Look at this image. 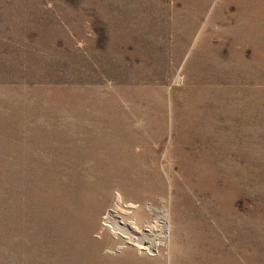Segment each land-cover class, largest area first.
I'll return each instance as SVG.
<instances>
[{
    "label": "rangeland",
    "instance_id": "obj_1",
    "mask_svg": "<svg viewBox=\"0 0 264 264\" xmlns=\"http://www.w3.org/2000/svg\"><path fill=\"white\" fill-rule=\"evenodd\" d=\"M118 198L138 227L159 226L144 208L169 210L160 251L101 231ZM0 243V264H264V1L0 0Z\"/></svg>",
    "mask_w": 264,
    "mask_h": 264
},
{
    "label": "bare ground",
    "instance_id": "obj_2",
    "mask_svg": "<svg viewBox=\"0 0 264 264\" xmlns=\"http://www.w3.org/2000/svg\"><path fill=\"white\" fill-rule=\"evenodd\" d=\"M263 1H264V0H263ZM241 2H242V1H241ZM243 2H244V1H243ZM231 3H232V2H231ZM252 3H253V2H252ZM250 4H251V3H250ZM241 5H243V4H241ZM256 5H257V4H256ZM231 6H232V5H231ZM251 6H253V5H251ZM254 6H255V5H254ZM249 7H250V5H249ZM257 7H258V6H257ZM243 9H244V7H243ZM243 9H242V10H243ZM257 9H258V8H257ZM257 9H256V10H257ZM249 10H250V9H249ZM252 10H254V9H252ZM247 11H248V10H247ZM247 11H246V12H247ZM254 11H255V10H254ZM254 11H253V13H254ZM240 12H241V10H240ZM243 12H244V10H243ZM256 12H258V11H256ZM241 13H242V12H241ZM247 13H249V12H247ZM247 13H246V14H247ZM253 13H252V14H253ZM259 13H260V12H259ZM113 14H114V13H113ZM250 14H251V13H250ZM250 14H249V16H250ZM241 15H242V14H241ZM253 15H254V14H253ZM242 16H243V15H242ZM249 16H248V17H249ZM243 22H244V21H243ZM247 22H248V21H247ZM249 22H250V21H249ZM112 23H113V22H112ZM176 24H177V23H176ZM247 24H248V23H247ZM250 28H251V27H250ZM252 30H253V29H252ZM241 32H242V30H241ZM245 32H246V30H245ZM252 33H253V32H252ZM244 34H245V33H244ZM243 36H244V35H243ZM248 36H249V35H248ZM249 38H250V37H249ZM254 38H255V37H254ZM236 39H237V36H236ZM251 40H252V39H251ZM28 41H29V40H28ZM259 41H260V40H259ZM26 42H27V39H26ZM248 42H249V40H248ZM254 42H255V41H254ZM110 43H111V42H110ZM112 43H113V42H112ZM249 43H250V42H249ZM258 43H259V42H258ZM258 43H257V44H258ZM254 44H255V43H254ZM251 45H253V44H251ZM258 45H259V44H258ZM260 46H261V44H260ZM260 46H259V47H260ZM254 47H255V46H254ZM261 47H262V46H261ZM255 48H256V47H255ZM109 49H110V48H109ZM261 49H262V48H261ZM244 52H245V51H244ZM112 53H113V52H112ZM243 55H244V54H243ZM258 55H259V54H258ZM255 56H256V55H255ZM255 58H256V57H255ZM259 58H260V57H259ZM110 59H111V58H110ZM119 61H120V60H119ZM118 66H120V65H118ZM135 68H137V67H135ZM135 71H136V70H135ZM121 74H122V73H121ZM118 76H119V75H118ZM118 79H119V77H118ZM149 82L152 83L151 81H149ZM143 84H144V83H143ZM118 86H119V85H118ZM150 86H151V84H150ZM116 87H117V86H116ZM119 87H120V86H119ZM125 87H126V86H125ZM121 88H122V87H121ZM117 89H118V88H117ZM117 89H116V90H117ZM128 89H129V88H128ZM147 89H148V88H147ZM135 90H136V89H135ZM137 91H138V90H137ZM138 92H139V91H138ZM117 94H118V92H117ZM132 95H133V94H132ZM115 98H116V97H115ZM111 99H112V98H111ZM113 99H114V98H113ZM123 99H124V98H123ZM121 100H122V99H121ZM131 100H132V99H131ZM145 100H146V99H145ZM118 101H119V100H118ZM122 101H123V100H122ZM128 101H129V100H128ZM111 102H112V101H111ZM111 102H110V103H111ZM116 102H117V101H116ZM107 103H109V102H107ZM114 103H115V102H114ZM126 103H127V102H126ZM120 104H121V103H120ZM133 104H134V103H133ZM105 106H106V105H105ZM108 106H109V105H108ZM111 106H112V103H111ZM111 106H109V107L112 108ZM130 106H131V105H130ZM101 107H102V106H101ZM103 107H104V106H103ZM113 107H114V106H113ZM151 107H152V106H151ZM106 108H108V107H106ZM110 108H109V109H110ZM116 108H117V107H116ZM101 109H102V108H101ZM121 109H122V107H121ZM103 110H105V109H103ZM111 111H112V110H111ZM114 111H115V110H114ZM114 111H112V112H114ZM115 112H117V110H116ZM119 112H121V111H119ZM104 113H105V112H104ZM101 114H102V113H101ZM105 114H106V113H105ZM114 114H115V113H114ZM121 114H122V113H121ZM90 115L93 116V114H90ZM103 115H104V114H103ZM111 115H112V114H111ZM99 116H100V115H99ZM101 116H102V115H101ZM116 116H117V115H116ZM89 117H90V116H89ZM113 117H114V116H113ZM120 117H121V116H120ZM96 118H97V117H96ZM109 118H110V117H109ZM89 119H90V118H89ZM98 119H99V118H98ZM101 120H103V119L101 118ZM107 120H109V119H107ZM113 120H114V118H113ZM116 120H117V119H116ZM92 121H93V120H92ZM103 121H105V120H103ZM103 121H102V123H103ZM99 122H100V121L98 120V123H99ZM116 122H117V121H116ZM132 122H133V121H132ZM94 123H95V122H94ZM92 124H93V123H92ZM106 124H107V123H106ZM93 125H94V124H93ZM122 125H123V124H122ZM78 126H79V125H78ZM82 126H85V125H82ZM97 126H98V125H97ZM42 127L44 128V126H42ZM45 127H46V126H45ZM64 127H65V126H64ZM69 127H70V126H69ZM74 127H75V126H74ZM91 127H92V126H91ZM93 127H95V125H94ZM105 127H106V126H105ZM116 127H117V126H116ZM118 127H119V126H118ZM62 128H63V127H62ZM67 128H68V126H67ZM76 128H77V127H76ZM79 128H80V127H79ZM81 128H82V127H81ZM98 128H99V127H98ZM98 128H97V129H98ZM41 129H42V128H41ZM49 129H50V128H49ZM56 129H57V128H56ZM69 129H70V128H69ZM77 129H78V128H77ZM90 129H92V128H90ZM47 130H48V129H47ZM50 130H51V129H50ZM50 130H49V132H50ZM60 130H61V129H60ZM60 130H59V131H60ZM65 130H66V129H65ZM93 130H94V129H93ZM98 130H99V129H98ZM98 130H97V132H98ZM109 130H110V129H109ZM42 131H43V130H42ZM59 131H58V132H59ZM69 131H70V130H69ZM74 131H75V130H74ZM74 131H73V132H74ZM77 131H78V130H77ZM82 131H83V129H82ZM87 131H88V130H87ZM99 131H100V130H99ZM135 131H136V130H135ZM37 132H38V130H37ZM39 132H40V131H39ZM44 132H45V131H44ZM55 132H56V131H55ZM58 132H57V134H58ZM61 132H62V131H61ZM78 132H79V131H78ZM93 132H94V131H93ZM29 133H30V132H29ZM42 133H43V132H42ZM64 133H65V131H64ZM79 133H80V132H79ZM81 133H83V132H81ZM85 133H86V132H85ZM85 133H84V134H85ZM98 133H99V132H98ZM101 133H102V132H101ZM104 133H105V132H104ZM106 133H107V132H106ZM119 133H120V132H119ZM134 133H136V132H134ZM33 134H34V133H33ZM45 134H46V133H45ZM65 134H66V133H65ZM65 134H64V135H65ZM68 134H69V133H68ZM70 134H73V133H70ZM74 134H75V133H74ZM36 135H38V134H36ZM53 135H54V134H53ZM78 135H79V134H78ZM80 135H81V134H80ZM89 135H91V134H89ZM95 135H96V132H95ZM104 135H105V134H104ZM136 135H137V134H135V136H136ZM38 136H39V135H38ZM44 136H45V135L43 134V137H44ZM46 136H51V135L48 134V135H46ZM62 136H63V135H62ZM72 136H73V135H72ZM87 136H88V135H87ZM92 136H94V135H92ZM98 136H99V134H98ZM98 136H97V137H98ZM137 136H138V135H137ZM51 137H52V136H51ZM56 137H57V136H56ZM63 137H65V136H63ZM69 137H71V135H69ZM77 137H78V136H77ZM79 137H80V136H79ZM83 137H84V136H83ZM83 137H80V138H83ZM89 137H90V136H89ZM94 137H95V136H94ZM140 137H141V136H140ZM28 138H29V137H28ZM45 138H47V137H45ZM48 138H49V137H48ZM58 138H59V137H58ZM60 138H61V135H60ZM84 138H86V137H84ZM84 138H83V139H84ZM87 138H88V137H87ZM92 138H93V137H92ZM98 138H99V137H98ZM109 138H110V137H109ZM29 139H30V138H29ZM32 139H33V138H31V140H32ZM39 139H40V138H39ZM55 139H57V138H55ZM69 139H71V138H68V140H69ZM78 139H79V138H78ZM78 139H77V140H78ZM105 139H106V138H105ZM105 139H104V141H105ZM137 139H138V138H137ZM156 139H157V138H156ZM26 140H27V139H26ZM45 140H46V139H45ZM64 140H66V139H64ZM74 140H76L75 137H74ZM101 140H102V139H101ZM138 140H139V139H138ZM140 140H141V139H140ZM24 141H25V140H24ZM33 141H34V140H33ZM46 141H47V140H46ZM53 141H54V140H53ZM55 141H56V140H55ZM59 141H60V140H59ZM59 141H58V142H59ZM62 141H63V139H62ZM71 141H72V140H71ZM71 141H68V144H69V142H71ZM106 141H107V140H106ZM27 142H28V141H27ZM31 142H32V141H31ZM40 142H41V141H40ZM50 142H51V141H50ZM66 142H67V141H66ZM66 142H65V143H66ZM25 143H26V142H25ZM36 143H37V141H36ZM36 143H35L36 146H38V145L40 144V143H37V144H38V145H37ZM63 143H64V142H63ZM49 144H50V143H49ZM57 144H58V143H57ZM59 144H60V143H59ZM68 144H67V145H68ZM109 144H110V143H109ZM25 145H26V144H25ZM46 145H47V144H46ZM46 145H45V146H46ZM74 145H75V144H74ZM126 145H127V144H126ZM23 146H24V145H23ZM30 146H31V145H30ZM84 146H85V145H84ZM134 146H135V145H134ZM26 147H27V146H26ZM32 147H33V146H32ZM39 147H40V146H39ZM43 147H44V146H43ZM50 147H51V146H50ZM50 147H49V148H50ZM62 147H63V146H62ZM74 147H75V146H74ZM82 147H83V146H82ZM24 148H25V147H24ZM36 148H37V147H36ZM49 148H48V149H49ZM57 148H58V147H57ZM66 148H69V149H70V148H72V147H71V145H70V147H67V146H66ZM80 148H81V147H80ZM26 149H27V148H26ZM28 149H30V147H28ZM37 149H38V148H37ZM37 149H36V150H37ZM41 149H42V147H41ZM43 149H44V148H43ZM48 149L46 148V150H48ZM59 149L61 150V148H59ZM69 149H68V150H69ZM74 149H75V148H74ZM77 149H78V148H76V150H77ZM82 149H83V148H82ZM86 149H87V148H86ZM132 149H133V148H132ZM64 150H65V149H64ZM66 150H67V149H66ZM125 150H126V149H125ZM22 151H23V148H22ZM26 151H27V150H26ZM28 151L30 152V150H28ZM38 151H39V150H38ZM49 151H50V150H49ZM79 151H80V150H79ZM82 151H83V150H82ZM111 151H112V149H111ZM146 151H147V150H146ZM23 152H24V151H23ZM33 152H34V149H33ZM41 152H44V151H41ZM41 152H39V154H40ZM60 152H61V151H60ZM66 152H68V151H66ZM70 152H71V151H70ZM72 152H73V151H72ZM72 152H71V153H72ZM77 152H78V150H77ZM83 152H84V151H83ZM83 152H82V153H83ZM85 152L87 153V151H85ZM91 152H92V151L90 150V153H91ZM30 153H31V152H30ZM35 153H36V152H35ZM35 153H34V154H35ZM48 153H50V152H48ZM51 153H52V151H51ZM55 153H56V152H55ZM68 153H69V152H68ZM71 153H69V154H71ZM74 153H75V152H74ZM92 153H93V152H92ZM141 153H142V152H141ZM141 153H140V154H141ZM145 153H147V152H145ZM179 153H180V152H179ZM181 153H182V152H181ZM59 154H60V153L58 152V156H59ZM61 154H63V153L61 152ZM61 154H60V155H61ZM84 154H85V153H84ZM84 154H83V155H84ZM140 154H139V155H140ZM197 154H198V153H197ZM35 155H36V154H35ZM35 155H34V156H35ZM45 155H46V154H45ZM45 155L43 154V156H45ZM48 155H50V154H48ZM51 155H54V153H52ZM64 155H65V154H64ZM75 155H76V154H75ZM91 155H92V154H91ZM28 156H30V155H28ZM39 156H40V155H39ZM46 156H47V155H46ZM46 156H45V158H46ZM66 156H67V155H66ZM68 156H69V155H68ZM73 156H74V155H73ZM140 156H141V155H140ZM181 156H182V155H181ZM25 157H26V156H25ZM40 157H41V156H40ZM48 157H49V156H48ZM71 157H72V156H71ZM83 157H84V156H83ZM88 157H89V156H88ZM90 157H91V156H90ZM99 157H100V156H99ZM133 157H134V154H133ZM145 157H146V156H145ZM32 158H33V157H32ZM41 158H42V157H41ZM45 158H44V159H45ZM50 158H51V157H50ZM53 158H55V157L53 156ZM57 158H58V157H57ZM59 158H60V157H59ZM78 158H79V156H78ZM78 158H77V159H78ZM86 158H87V155H86ZM93 158H94V157H93ZM102 158H103V157H102ZM141 158H142V157H141ZM141 158H140V159H141ZM148 158H149V157H148ZM26 159H27V158H26ZM30 159H31V158H30ZM42 159H43V158H42ZM42 159H40V160H42ZM65 159H66V158H65ZM69 159H70V157H69ZM71 159H73V158H71ZM80 159H81V158H80ZM84 159H85V157H84ZM91 159H92V158H91ZM95 159H96V157H95ZM95 159H94V160H95ZM104 159H106V158H104ZM133 159H135V158H133ZM137 159H138V158H137ZM143 159H144V158H143ZM27 160H28V159H27ZM36 160H37V159H36ZM46 160H47V159H46ZM48 160H49V158H48ZM52 160H54V159H52ZM61 160H62V159H61ZM87 160H88V159H87ZM97 160H98V159H97ZM122 160H123V158H122ZM135 160H136V159H135ZM28 161H29V160H28ZM37 161H38V160H37ZM54 161H55V160H54ZM58 161H59V160H58ZM64 161H65V160H64ZM69 161H71V160H69ZM72 161H73V160H72ZM74 161H76V160H74ZM88 161H89V160H88ZM99 161H100V160H99ZM143 161H144V160H143ZM42 162H43V161H42ZM60 162H61V161H60ZM66 162H67V160H66ZM66 162H64V163H66ZM79 162H80V161H79ZM97 162H98V161H97ZM138 162H139V161H138ZM152 162H154V161H152ZM54 163H55V162H54ZM61 163H62V162H61ZM67 163H68V162H67ZM87 163H88V162H87ZM103 163H105V162H103ZM103 163H102V165H103ZM121 163H122V162H121ZM126 163H127V162H126ZM126 163H125V164H126ZM27 164H28V163H27ZM34 164H35V163H34ZM42 164H43V163H42ZM47 164H48V163H47ZM49 164H50V161H49ZM51 164H52V162H51ZM69 164H70V163H69ZM72 164H74V163H72ZM96 164H97V163H96ZM109 164H110V163H109ZM109 164H108V165H109ZM118 164H119V163H118ZM136 164H137V163H136ZM145 164H146V162H145ZM161 164H162V163H161ZM31 165H32V163H31ZM31 165H30V166H31ZM58 165H59V164H58ZM60 165H61V164H60ZM62 165H64V164H62ZM90 165H91V164H90ZM94 165H95V162H94ZM111 165H112V164H111ZM122 165H123V164H122ZM133 165H134V164H133ZM146 165H147V164H146ZM27 166H28V165H27ZM35 166H36V164H35ZM43 166H44V165H43ZM55 166H56V165H55ZM67 166H68V165H67ZM80 166H82V165H80ZM80 166H78V167H80ZM83 166H84V164H83ZM87 166H88V165H87ZM95 166H96V165H95ZM113 166H115V165H113ZM123 166H124V165H123ZM127 166H128V165H127ZM32 167H33V165H32ZM51 167H52V165L50 166V168H51ZM57 167H58V166H57ZM57 167L55 168V170L57 169ZM59 167H60V166H59ZM64 167H65V166H64ZM97 167H98V166H97ZM105 167H106V166H105ZM118 167H121V166L119 165ZM124 167H125V166H124ZM124 167H123V168H124ZM128 167H129V166H128ZM148 167H149V166H148ZM50 168H49V169H50ZM61 168H62V167H61ZM61 168H60V169H61ZM71 168H72V167H71ZM73 168H75L74 165H73ZM93 168H95V167H93ZM99 168H101V166H100ZM106 168H107V167H106ZM111 168H112V167H111ZM132 168H133V167H132ZM163 168H164V167H163ZM34 169H36V168H34ZM38 169H39V168H38ZM41 169H42V168H41ZM41 169H40V170H41ZM63 169H64V168H63ZM75 169H76V168H75ZM86 169H87V168H86ZM101 169H102V168H101ZM104 169H105V168H104ZM109 169H110V167H109ZM146 169H147V168H146ZM29 170H30V168H29ZM64 170H65V169H64ZM64 170H63V172H64ZM77 170H78V169H77ZM61 171H62V170H61ZM69 171H70V169H69ZM69 171H68V172H69ZM74 171H76V170H74ZM80 171H81V170H80ZM91 171H92V170H91ZM120 171H121V170H120ZM120 171H119V172H120ZM134 171H136V170H134ZM138 171H139V170H138ZM140 171H141V170H140ZM140 171H139V172H140ZM155 171H156V170H155ZM164 171H165V169H164ZM40 172H41V171H40ZM42 172H44V171H42ZM45 172H46V171H45ZM45 172H44V173H45ZM51 172H53V171H51ZM55 172H56V171H55ZM66 172H67V171H66ZM71 172H72V171H71ZM78 172H79V170H78ZM97 172H98V171H97ZM99 172H100V171H99ZM119 172H118V173H119ZM123 172H124V171H123ZM143 172H144V171H143ZM143 172H140V174H141V173H142V174H145L147 171H146L145 173H143ZM151 172H152V171H151ZM157 172H158V171H157ZM179 172H180V170H179ZM38 173H39V172H38ZM44 173H43V174H44ZM53 173H54V172H53ZM53 173H52V174H53ZM58 173H59V172H58ZM93 173H95V172H93ZM120 173H121V172H120ZM125 173H126V172H125ZM167 173H168V172H167ZM35 174H36V173H35ZM45 174H47V173H45ZM62 174H63V173H62ZM69 174H70V173H69ZM69 174H68V175L66 174V176H69ZM74 174H75V173H74ZM77 174H79V173H77ZM77 174H75L76 177H77ZM82 174H83V173H82ZM82 174H80L79 176H81ZM95 174H96V173H95ZM121 174H122V173H121ZM38 175H39V174H38ZM70 175H71V174H70ZM83 175H84V174H83ZM86 175H88V174H86V172H85V176H86ZM117 175H118V174H117ZM122 175H124V174H122ZM122 175H121V177H122ZM127 175H129V174H127ZM133 175H134V174H133ZM148 175H149V174H148ZM150 175H151V173H150ZM160 175H161V174H160ZM178 175H179V174H178ZM180 175H181L180 177L183 176V174H181V173H180ZM40 176H41V175H40ZM43 176H44V175H43ZM56 176H57V175H56ZM64 176H65V175H64ZM66 176H65V177H66ZM85 176H84V177H85ZM124 176H126V175H124ZM153 176L155 177V175H153ZM167 176H169V175H167ZM174 176H176V174H175ZM36 177H37V176H36ZM45 177H46V176H45ZM49 177H50V176H49ZM49 177H47V178H49ZM82 177H83V176H82ZM99 177H100V176H99ZM118 177H119V176H118ZM149 177H150V176H149ZM157 177H158L157 179H159V174H158ZM160 177H161V176H160ZM66 178H67V177H66ZM66 178H65V179L63 178L65 182H66ZM70 178H71V176H70ZM73 178H74V177H73ZM78 178H79V177H78ZM86 178H87V177H86ZM90 178H91V177H90ZM90 178H89V179H90ZM139 178H140V177H139ZM143 178H144V177H143ZM162 178H163V177H162ZM167 178H168V177H167ZM174 178H176V177H174ZM49 179H50V178H49ZM55 179H56V178H55ZM68 179H69V178H68ZM71 179H72V178H71ZM121 179H122V178H121ZM123 179H124V178H123ZM141 179H142V178H141ZM151 179H152V178H151ZM178 179H179V178H178ZM181 179H182V178H181ZM39 180H40V179H39ZM52 180H53V176H52ZM58 180H59V178L57 179V181H58ZM74 180H75V179H74ZM76 180H77V179H76ZM78 180H79V179H78ZM78 180H77V181H78ZM81 180H82V179H81ZM81 180H80V181H81ZM147 180H148V179H147ZM147 180H146V181H147ZM165 180H166V179H165ZM169 180H170V179H169ZM55 181H56V180H55ZM55 181H54V183H55ZM60 181H61V180H60ZM142 181H143V180H142ZM151 181H152V180H151ZM156 181H157V180H156ZM180 181H181V180H180ZM180 181H177V180H176V182H180ZM38 182H39V181H38ZM44 182H45V180H44ZM44 182H42V183H44ZM51 182H52V181H51ZM73 182H74V181H73ZM84 182H85V180H84ZM148 182H149V181H148ZM152 182H154V181H152ZM152 182H151V183H152ZM162 182H163V181H162ZM181 182H182V181H181ZM181 182H180V183H181ZM35 183H37V181H36ZM45 183H47V182H45ZM49 183H50V182H49ZM62 183H63V186H64V182H62ZM74 183H75V182H74ZM77 183H78V182H77ZM86 183H87V182H86ZM122 183H123V182H122ZM156 183H157V182H156ZM158 183H159V182H158ZM50 184H51V183H50ZM57 184H58V183H57ZM70 184H71V183H70ZM78 184L81 185V182L78 183ZM82 184H83V183H82ZM117 184H119V183H117ZM120 184H121V183H120ZM123 184H124V183H123ZM123 184H121V185H123ZM126 184H127V183H126ZM143 184H144V183H143ZM146 184H147V183H146ZM149 184H150V183H149ZM153 184H154V183H153ZM177 184L179 185V183H177ZM20 185H21V184H20ZM71 185H72V184H71ZM71 185H70V186H71ZM73 185H74V184H73ZM86 185H87V184H86ZM141 185H142V184H141ZM150 185H151V184H150ZM157 185H158V184H157ZM157 185H156V187H157ZM159 185H160V184H159ZM159 185H158V186H159ZM39 186H40V182H39ZM89 186H90V185H89ZM92 186H93V185H92ZM115 186H116V185H115ZM125 186H127V185H125ZM144 186H145V185H144ZM151 186H153V185H151ZM171 186H172V185H171ZM173 186H174V185H173ZM176 186H177V185H176ZM16 187H17V186H16ZM60 187H61V186H60ZM65 187H66V186H65ZM75 187H76V186H75ZM86 187H87V186H86ZM93 187H94V186H93ZM95 187H96V186H95ZM116 187H117V186H116ZM145 187H146V186H145ZM147 187H148V185H147ZM153 187H154V186H153ZM160 187H161V186H160ZM178 187H179V186H178ZM180 187H182V186H180ZM180 187H179V188H180ZM24 188H25V187H24ZM68 188H69V187H68ZM77 188H78V187H77ZM90 188H91V187H90ZM120 188H121V187H120ZM127 188H128V187H127ZM150 188H151V187H150ZM150 188H148V189H150ZM154 188H155V187H154ZM157 188H158V187H157ZM171 188H172V187H171ZM173 188H174V187H173ZM20 189H21V188H20ZM58 189H59V188H58ZM65 189H67V188H65ZM84 189H85V188H84ZM86 189L89 190V188H86ZM86 189H85V190H86ZM94 189H95V188H94ZM115 189H116V188H115ZM123 189H124V188H123ZM123 189H121V190H123ZM158 189H159V188H158ZM158 189H157V190H158ZM160 189H161V188H160ZM175 189H176V188H175ZM181 189H183V188H181ZM181 189H180V190H181ZM55 190H56V189H55ZM67 190H68V189H67ZM69 190H70V189H69ZM71 190H72V187H71ZM117 190H118V188H117ZM121 190H120V191H121ZM152 190H153V189H152ZM8 191H9V188H8ZM25 191H26V190H25ZM56 191H58V190H56ZM59 191H60V190H59ZM65 191H66V190H65ZM73 191H76V190H73ZM73 191H72V192H73ZM93 191H94V190H93ZM93 191H92V192H93ZM113 191H114V190H113ZM113 191H112V192H113ZM153 191H154L155 193H157L156 190H153ZM158 191H159V190H158ZM176 191H177V190H176ZM67 192H68V191H67ZM77 192H78V191H77ZM95 192H96V191H95ZM95 192H94V193H95ZM98 192H99V191H98ZM112 192H111V193H112ZM125 192H126V191H125ZM138 192H139V190H138ZM142 192H143V191H142ZM150 192H151V191H150ZM154 192H151V193H154ZM182 192H183V191H182ZM9 193H10V195H11V192H8V194H9ZM13 193H14V191H13ZM55 193H56V192H55ZM62 193H63V192H62ZM68 193H69V192H68ZM113 193H114V192H113ZM121 193H122V192H121ZM135 193H136V192H135ZM8 194H7V195H8ZM53 194H54V193H53ZM58 194H59V193H58ZM58 194H57V195H58ZM60 194H61V193H60ZM72 194H73V193H72ZM79 194H80V193H79ZM92 194H93V193H92ZM99 194H100V193H99ZM106 194H107V193H106ZM123 194H124V193H123ZM143 194H144V193H143ZM148 194H149V193H148ZM148 194H147V195H148ZM159 194H160V193H159ZM161 194H162V193H161ZM176 194H177V193H176ZM176 194H175V195H176ZM179 194H180V193H179ZM179 194H178V195H179ZM65 195H66V194H65ZM65 195H64V196H65ZM67 195H68V194H67ZM75 195H76V192H75ZM75 195H73V196L75 197ZM88 195H89V193H88ZM136 195H137V194H136ZM140 195H141V194H140ZM149 195H150V194H149ZM155 195H156V194H155ZM163 195H164V194H163ZM165 195H166V194H165ZM165 195H164V196H165ZM171 195H172V194H171ZM175 195H172V196H175ZM183 195H184V194H183ZM15 196H16V195H15ZM59 196H60V195H59ZM70 196H71V195H70ZM70 196H68V197H70ZM79 196L83 197L82 195H79ZM93 196H94V195H93ZM113 196H114V195H113ZM118 196H119V194H118ZM127 196H131V195H126V197H127ZM142 196L144 197V195H142ZM160 196H161V195H160ZM172 196H170V197H172ZM180 196H181V195H179V197H180ZM9 197H10V196H9ZM61 197H62V196H61ZM74 197H73V198H74ZM77 197H78V196H77ZM84 197H85V196H84ZM88 197H89V196H88ZM91 197H92V195H91ZM98 197H99V196H98ZM124 197H125V195H124ZM131 197L133 198V196H131ZM154 197H155V196H154ZM157 197H158V193H157ZM167 197H168V195H167ZM176 197H177V196H176ZM53 198H54V197H53ZM63 198H64V197H63ZM70 198H71V197H70ZM95 198H96V197L94 196V199H95ZM119 198H120V197H119ZM119 198H118L117 201H116V202H118V204L116 205V203H115L114 205H116V206H115L114 208L109 209L105 214L103 213L104 216H103V218H102L101 231H102V232H106V233H108V236L110 235V236H112L115 240H118V241H119V244H117L118 246H114V247H118V249H121V247H124L125 245H135V246H137L138 250L143 251V252H146V253H149V254H152V255H153V253L158 252V249H159V251H160V248H158L159 245H158V243H156V242H157L156 240H158V241L162 240L161 238L163 237L164 233H165L166 231L168 232L167 229H169V217H170V216H168V212H169V210H168L167 207H166L167 205H164V206L166 207L167 210H165L164 208H163L162 210H158L157 208L149 207V206H148L149 208H144V212H147V213H149V214H150L151 212H155V213L158 214V217L156 218V220H157L159 226H158L157 228H156V225H155V227H153V226L151 225V224H153V223H151L152 220H150V221H146V222H145V223H146L145 225H143L142 227H140V226L138 227L135 223L129 222V221L125 218V213H126L128 210H127V208H126V212L124 213V211L122 210V208H120L121 206H119V203H120V199H119ZM149 198H150V197H149ZM149 198H148V199H149ZM151 198H152V197H151ZM163 198L165 199L166 197H163ZM183 198H184V196H183ZM79 199H80V198H79ZM92 199H93V197H92ZM96 199H97V198H96ZM113 199H114V198H113ZM129 199H130V197H129ZM142 199H143V198H142ZM155 199H156V198H155ZM161 199H162V198H161ZM161 199H160V200H161ZM14 200H15V199H14ZM68 200H69V198H68ZM68 200H67V201H68ZM80 200H81V199H80ZM80 200H79V201H80ZM84 200H85V199H84ZM98 200H99V199H98ZM134 200H135V199H134ZM134 200H133V201H134ZM136 200L138 201V197H137ZM143 200H144V199H143ZM145 200H146V199H145ZM149 200H150V199H149ZM156 200H157V199H156ZM172 200H173V199H172ZM175 200H176V199L174 198V202H175ZM179 200H181V199L179 198ZM179 200H178V201H179ZM56 201H57V200H56ZM63 201H64V200L62 199V202H63ZM67 201H66V202H67ZM75 201H76V198H75ZM81 201H82V200H81ZM101 201H102V200H101ZM125 201H126V199H125ZM139 201H140V200H139ZM141 201H142V200H141ZM150 201H153V200H150ZM150 201H149V202H150ZM154 201H155V200H154ZM164 201H165V200H164ZM182 201H183V200H182ZM6 202H7V201H6ZM10 202H11V201H10ZM57 202H58V201H57ZM57 202H56V203H57ZM68 202H69V201H68ZM76 202H77V201H76ZM97 202H98V201H97ZM103 202H104V201H103ZM129 202H130V201H129ZM145 202H146V201H145ZM156 202H157V201H156ZM54 203H55V202H54ZM63 203H64V202H63ZM73 203H74V202H73ZM82 203H83V202H82ZM98 203H99V202H98ZM98 203H97V204H98ZM137 203H138V202H137ZM137 203H136V204H137ZM140 203H141V202H140ZM154 203H155V202H154ZM168 203H169V202H168ZM168 203H167V204H168ZM9 204H11V203H9ZM15 204H16V203H14L13 205H15ZM58 204H59V203H58ZM69 204H70V203H69ZM71 204H72V203H71ZM79 204H80V203H79ZM88 204H89V203L87 202V205H88ZM92 204H93V202H92ZM92 204H91V205H92ZM97 204H94V205H96V208H97ZM99 204H100V203H99ZM107 204H108V203H107ZM155 204H157V203H155ZM158 204H159V203H158ZM179 204H180V203H179ZM182 204H183V203H182ZM59 205H60V204H59ZM65 205H66V204H64V206H65ZM73 205H74V204H73ZM75 205H76V204H75ZM75 205H74V206H75ZM80 205H81V204H80ZM80 205H79V206H80ZM82 205H83V204H82ZM87 205H85V207H86ZM103 205H104V204H103ZM125 205H126V204H125ZM137 205H138V204H137ZM149 205H150V204H149ZM9 206H10V205H9ZM9 206H8V207H9ZM55 206H56V205H55ZM64 206H63V207H64ZM68 206H69V205H67V207H68ZM88 206H89V205H88ZM92 206H93V205H92ZM133 206H134V207H133ZM133 206H131V205L128 206V209H130L131 211L137 209V207H135V205H133ZM146 206H147V205H146ZM164 206H163V207H164ZM178 206H179V205H178ZM8 207H7V208H8ZM13 207H14V206H13ZM61 207H62V206H61ZM65 207H66V206H65ZM65 207H64V209H65ZM67 207H66V208H67ZM76 207H77V206H76ZM93 207H94V206H93ZM102 207H103V206H102ZM112 207H113V206H112ZM155 207H156V206H155ZM171 207H172V206H171ZM176 207H177V206H176ZM16 208H17V207H16ZM38 208H39V207H38ZM71 208H73V207H71ZM83 208H84V207H83ZM98 208H99V206H98ZM8 209H9V208H8ZM8 209H7V210H8ZM55 209H56V208H55ZM78 209H79V207H78ZM100 209H101V208H100ZM100 209H99V210H100ZM103 209H104V208H103ZM139 209H140V208H139ZM173 209H174V208H173ZM10 210H11V209H10ZM14 210H15V209H14ZM39 210H40V209H39ZM62 210H63V209H62ZM69 210H70V208H69ZM72 210H74V209H72ZM99 210H98V211H99ZM124 210H125V209H124ZM179 210H180V209H179ZM179 210H178V211H179ZM12 211H13V210H12ZM40 211H41V210H40ZM56 211H57V210H56ZM63 211H64V210H63ZM76 211H77V210H76ZM80 211H81V210H80ZM84 211H85V210H83V212H84ZM96 211H97V210H96ZM98 211H97V212H98ZM102 211H103V210H102ZM138 211H139V210H138ZM167 211H168V212H167ZM172 211H173V210H172ZM172 211H171V212H172ZM174 211H175V210H174ZM183 211H184V209H183ZM183 211H182V212H183ZM59 212H60V211H59ZM77 212H78V211H77ZM83 212H82V213H83ZM86 212H87V211H86ZM86 212H85V213H86ZM99 212H100V211H99ZM180 212H181V211H180ZM14 213H15V211H14ZM14 213H13V214H14ZM28 213H29V212H28ZM39 213H40V212H38V214H39ZM52 213H53V212H52ZM60 213H61V212H60ZM64 213H66V212H64ZM68 213H70V212H68ZM72 213H73V212H72ZM75 213H76V212H75ZM80 213H81V212H80ZM80 213H79V214H80ZM88 213H89V212H88ZM100 213H101V212H100ZM129 213H130V212H129ZM184 213H185V212H184ZM9 214H10V213H9ZM54 214H55V213H54ZM54 214H53V215H54ZM57 214H58V213H57ZM90 214H92V213L90 212ZM93 214H94V213H93ZM175 214H176V213H175ZM175 214H174V212H173V215H175ZM180 214H181V213H180ZM36 215H37V213H36ZM65 215H67V214H65ZM74 215H76V214H74ZM77 215H78V214H77ZM85 215H86V214H85ZM85 215H84V216L80 215V216L85 217ZM128 215H129V214H128ZM128 215H127V216H128ZM181 215H182V214H181ZM14 216H15V215H14ZM38 216H40V215H38ZM57 216H58V215H57ZM67 216H68V215H67ZM182 216H183V215H182ZM10 217H11V215H10ZM30 217H31V216H30ZM36 217H37V216H36ZM36 217H35V220H36ZM61 217H62V215H61ZM61 217H60V218H61ZM63 217H64V216H63ZM69 217H70V216H69ZM72 217H73V216H72ZM74 217H75V216H74ZM87 217H88V215L86 216V219H87ZM175 217L177 218L178 216L175 215ZM7 218H8V217H7ZM15 218H16V216H15ZM75 218H76V217H75ZM77 218H78V216H77ZM90 218L92 219V217H90ZM94 218H95V217H94ZM94 218H93L92 220H94ZM154 218H155V217H154ZM180 218H181V217H180ZM180 218L178 217V219H180ZM184 218H185V217H184ZM8 219H9V218H8ZM8 219H7V220H8ZM79 219H80V218H79ZM91 219H90V220H91ZM129 219H130V218H129ZM151 219H152V218H151ZM43 220H44V219H43ZM54 220H55V219H54ZM60 220H61V219H60ZM66 220H68L67 217H66ZM70 220H71V219H70ZM70 220H69V222H70ZM76 220H77V219H76ZM183 220H184V219H183ZM36 221H37V220H36ZM55 221H56V220H55ZM64 221H65V219H64ZM71 221H73V220H71ZM82 221H85V220L83 219ZM82 221H81V222H82ZM88 221H89V219H88ZM153 221H154V220H153ZM11 222H12V221H11ZM11 222H10V223H11ZM14 222H15V221H14ZM14 222H13V223H14ZM74 222H76V221H74ZM78 222H79V221H78ZM86 222H87V221H86ZM97 222H98V221H97ZM143 222H144V221H143ZM172 222H173V221H172ZM184 222H185V221H184ZM7 223H8V222H7ZM39 223H40V222H39ZM56 223H57V222H56ZM58 223H60V222H58ZM84 223H85V222H84ZM84 223H83V224H84ZM89 223H90V222H89ZM41 224H43V223H41ZM63 224H65V223H63ZM72 224H73V223H72ZM72 224L69 225V227H70V226L72 227ZM85 224H87V223H85ZM90 224H91V223H90ZM90 224H89V225H90ZM93 224H94V223H93ZM93 224H92V225H93ZM95 224H96V223H95ZM140 224H141V223H140ZM174 224H175V223H174ZM183 224H185V223H183ZM11 225H12V224H11ZM19 225H20V224H19ZM61 225H62V223H61ZM76 225H77V224H76ZM80 225H81V224H80ZM80 225H79V226H80ZM97 225H98V224H97ZM138 225H139V224H138ZM141 225H142V224H141ZM172 225H173V224H172ZM20 226H21V225H20ZM41 226H42V225H41ZM58 226H59V225H58ZM66 226H67V225H66ZM66 226H64V227H66ZM74 226H75V224H74ZM83 226H84V225H83ZM98 226H99V225H98ZM173 226H174V225H173ZM181 226H182V225H181ZM10 227H12V226H10ZM36 227H37V226H36ZM39 227H40V226H39ZM45 227H46V226H45ZM48 227H49V226H48ZM76 227H77V226H76ZM92 227H93V226H92ZM94 227H96V226H94ZM94 227H93V228H94ZM176 227H177V226H176ZM182 227H183V226H182ZM20 228H21V227H20ZM46 228H47V227H46ZM56 228H57V227L55 226V230L57 231ZM72 228H73V227H72ZM72 228H71V229H72ZM78 228H79V227H78ZM177 228H178V227H177ZM17 229H18V228H17ZM24 229H26V227H25ZM42 229H43V228H42ZM47 229H48V228H47ZM49 229H50V227H49ZM49 229H48V230H49ZM59 229H62V228L60 227ZM66 229H67V228H66ZM74 229H76V231H77V228H74ZM84 229H85V226H84ZM84 229H83V230H84ZM88 229H89V227H88ZM94 229H95V228H94ZM10 230H11V229H10ZM44 230H45V229H44ZM44 230H43V231H44ZM48 230H47L46 232H48ZM55 230H54V231H55ZM83 230H82V233H85ZM90 230H91V228H90ZM92 230H93V229H92ZM172 230H173V229H172ZM178 230H179V228H178ZM67 231H69V230H67ZM74 231H75V230H74ZM74 231L72 230V233H73ZM79 231H80V230H79ZM180 231H182V230H180ZM11 232H12V231H11ZM14 232H16V230H15ZM17 232H18V231H17ZM21 232H22V230H21ZM37 232H39V231L37 230ZM44 232H45V231H44ZM59 232H60V231H59ZM86 232H87V231H86ZM92 232H93V231H92ZM102 232H101V233H102ZM172 232H173V231H172ZM27 233L29 234V229H28V232H27ZM51 233H52V232H51ZM54 233H55V232H54ZM67 233H68V232H66L65 234H67ZM77 233H78V232H77ZM93 233H94V232H93ZM173 233H174V232H173ZM21 234H22V233H21ZM38 234H39V233H38ZM40 234H41V232H40ZM49 234H50V233H49ZM57 234H58V233H57ZM57 234H56V235H57ZM63 234H64V232H63ZM70 234H71V232H70ZM78 234H79V233H78ZM86 234H87V233H86ZM86 234H85V235H86ZM90 234H91V233H90ZM95 234H96V232H95ZM10 235H11V234H10ZM12 235H14V234H12ZM16 235H17V233H16ZM16 235H15V236H16ZM24 235H25V234H24ZM47 235H48V234H47ZM67 235L69 236V234H67ZM71 235H73V234H71ZM81 235H82V234H81ZM87 235H88V234H87ZM100 235H101V234H100ZM100 235L98 234L99 237H100ZM103 235H104V234H103ZM165 235H167V234H165ZM171 235H173V234L171 233ZM17 236L19 237V235H17ZM20 236H21V238H22V235H20ZM30 236H31V235H30ZM40 236H41V235H40ZM43 236H45V234H44ZM53 236H54V235H53ZM61 236H62V235H61ZM63 236H64V235H63ZM73 236H74V235H73ZM76 236H80V235H76ZM83 236H84V234H83ZM89 236H90V235H89ZM106 236H107V234H106ZM161 236H162V237H161ZM167 236H168V235H167ZM3 237H4V236H3ZM18 237H15V238L17 239ZM47 237L50 238L49 236H46V239H47ZM66 237H67V236H66ZM71 237H72V236H71ZM86 237H87V236H86ZM165 237H166V236H165ZM171 237H172V236H171ZM11 238H12V236H11ZM13 238H14V237H13ZM28 238H29V237L27 236V239H28ZM38 238H39V237H38ZM52 238H54V237H52ZM58 238H59V235H58ZM58 238H56V239L58 240ZM63 238H64V237H63ZM73 238H75V237H73ZM79 238H80V237H79ZM82 238H83V237H82ZM89 238H90V237H89ZM89 238L87 237L88 241L90 240ZM92 238H93V237H92ZM97 238H98V237H97ZM109 238H110V237H109ZM166 238H167V237H166ZM22 239H24V238H22ZM25 239H26V238H25ZM39 239H40V238H39ZM43 239H44V238H43ZM50 239H51V238H50ZM50 239H49V240H50ZM77 239H78V238H77ZM80 239H81V238H80ZM111 239H112V238H111ZM163 239H164V237H163ZM28 240H29V239H28ZM36 240H37V238H36ZM57 240H56V241H57ZM69 240H70V239H69ZM73 240H74V239H73ZM98 240H99V239H98ZM108 240H109V239H108ZM165 240H166V239H165ZM169 240H170V239H169ZM8 241H9V240H8ZM11 241H13V240H11ZM14 241H15V240H14ZM30 241H32V240H30ZM38 241H41V242H42V240H38ZM45 241H47V240H45ZM54 241H55V240H54ZM56 241H55V243H56ZM59 241H60V239H59ZM59 241H58V242H59ZM74 241H75V240H74ZM78 241H79V240H78ZM86 241H87V240H86ZM101 241H102V240H101ZM106 241H107V240H106ZM106 241H105L104 243H107ZM118 241H117V242H118ZM155 241H156V242H155ZM9 242H10V241H9ZM19 242H20V241H19ZM23 242H25V241L23 240ZM28 242H29V241H27V243H28ZM50 242H51V241H50ZM58 242H57V243H58ZM60 242H61V241H60ZM63 242H64V241H63ZM69 242H70V241H69ZM69 242H68V243H69ZM80 242H81V241H80ZM83 242H84V241H83ZM92 242H93V241L91 240L89 243L91 244ZM98 242H100V241H97V243H98ZM165 242L167 243L168 241H165ZM10 243H11V242H10ZM13 243H14V242H13ZM17 243H18V242H16V244H17ZM27 243H26V244H27ZM35 243H36V242H35ZM47 243H48V241L46 242V244H47ZM61 243H62V242H61ZM61 243H60L59 245H62V244H63V243H62V244H61ZM68 243H66V244H68ZM113 243H116V242H113ZM0 244H1V243H0ZM7 244H8V242H7ZM22 244H23V243H22ZM22 244H20V246H23ZM32 244H33V243H32ZM36 244H37V243H36ZM40 244H41V243H40ZM43 244H44V243H43ZM46 244H45V245H46ZM51 244H53V243H51ZM66 244H65V246H67ZM70 244H71V243H70ZM70 244H69V245H70ZM72 244H73V241H72ZM76 244H78V243H76ZM76 244H75V245H76ZM79 244H80V243H79ZM100 244H101V243H100ZM162 244H163V243H162ZM14 245H15V244H13V246H14ZM27 245H28V244H27ZM38 245H39V244H37V246H38ZM85 245H86V244H85ZM91 245L94 246V244H91ZM102 245H103V243H102ZM166 245H168V244H166ZM54 246H55V245H54ZM73 246H74V245H73ZM73 246H72V247H73ZM78 246H79V245H78ZM78 246H77V247H78ZM80 246H81V245H80ZM89 246H90V245H89ZM93 246H92V247H93ZM108 246H109V244H108ZM108 246H107L106 248H108ZM11 247H12V246H11ZM24 247H25V246H24ZM26 247H27V246H26ZM26 247H25V250H26ZM38 247H40V245H39ZM41 247H42V246H41ZM58 247H59V246H58ZM74 247H75V246H74ZM74 247H73V248H74ZM86 247H87V246H86ZM100 247H101V246H100ZM160 247H161V245H160ZM53 248H54V247H53ZM61 248H62V247H61ZM78 248H79V247H78ZM89 248H90V247H89ZM102 248H104V247H102ZM102 248H101V250H102ZM111 248H112V247H111ZM111 248H110V249H111ZM11 249H12V248H11ZM14 249H15V248H14ZM21 249H22V248H21ZM28 249H29V247H28ZM35 249H36V248H35ZM37 249H38V248H37ZM37 249H36V250H37ZM40 249H41V248H40ZM49 249H50V248H49ZM56 249H59V248H56ZM63 249H64V248H63ZM81 249H82V248H81ZM81 249H79V250H81ZM125 249H126V248H125ZM162 249H163V247H162ZM165 249H166V248H165ZM9 250H10V249H9ZM9 250H6L5 252H7V251H9ZM22 250H23V249H22ZM22 250H21V251H22ZM38 250H39V249H38ZM64 250H65V249H64ZM64 250H63V251H64ZM68 250H69V249H68ZM75 250H77V248H75L74 251H75ZM83 250H84V249H83ZM87 250H88V249H87ZM93 250H94V249H93ZM107 250H109V249H107ZM129 250H131V248H130ZM13 251H14V250H13ZM13 251H11V252H13ZM27 251H28V250H27ZM27 251H26V252H27ZM41 251H42V250H41ZM47 251H48V250H47ZM55 251H56V250H55ZM81 251H82V250H81ZM90 251H91V249H89L88 252H90ZM99 251H100V249H99ZM115 251H116V250H115ZM118 251H119V250H118ZM118 251H117V252H118ZM131 251H132V250H131ZM165 251H166V250H165ZM165 251H164V252H165ZM16 252H18V251H16ZM23 252H24V251H23ZM26 252H25V253H26ZM29 252H30V251H29ZM31 252H32V251H31ZM57 252H58V251H57ZM65 252H66V251H65ZM71 252H72V251H71ZM88 252H87V253H88ZM106 252H108V251H106ZM128 252H129V251H128ZM132 252L134 253V250H133ZM161 252H163V251H161ZM21 253H22V252H21ZM33 253H35V252L33 251ZM41 253H42V252H41ZM49 253L51 254V251H50V250H49V252L47 253V255H48ZM72 253H73V252H72ZM75 253H76V251H75ZM75 253H74V254H75ZM91 253H92V251L90 252V254H91ZM100 253H101V252H100ZM108 253H109V252H108ZM112 253H113V252H112ZM129 253H130V252H129ZM133 253H131V254L133 255ZM7 254H8V253H7ZM27 254H28V253H27ZM39 254H40V253H39ZM53 254H54V253H53ZM68 254H69V253H68ZM79 254H80V252H79ZM79 254H78V255H79ZM85 254H86V252H85ZM85 254H84V252H83L82 256L85 255ZM110 254H111V253H110ZM140 254H141V253H140ZM165 254H166V253H165ZM19 255L21 256V254H19ZM30 255H31V254H30ZM35 255H38V254L35 253ZM47 255H46V256H47ZM66 255H67V254H65V256H66ZM70 255L72 256V254H70ZM78 255H77V256H78ZM80 255H81V254H80ZM87 255H88V254H87ZM97 255H98V253H97ZM128 255H129V254H128ZM155 255H156V254H155ZM158 255H159V254H158ZM158 255H157V256H158ZM161 255H162V254L160 253V256H161ZM12 256H14V254H13ZM20 256H18V257H20ZM23 256H24V255H22V257H23ZM31 256H32V255H31ZM63 256H64V255H63ZM68 256H69V255H68ZM82 256H81V257H82ZM85 256H86V255H85ZM88 256H89V255H88ZM88 256H87V257H88ZM99 256H100V255H99ZM102 256H103V255H102ZM108 256H109V255H108ZM111 256H112V255H111ZM148 256H149V255H148ZM164 256H165V255H164ZM10 257H11V256H10ZM10 257H9V259H10ZM18 257H17V258H18ZM22 257H21V258H22ZM24 257H25V256H24ZM26 257H27V256H26ZM28 257H30V256H28ZM49 257H50V256H49ZM74 257H75V255H74ZM93 257H94V256H93ZM96 257H97V256H96ZM120 257H121V256H120ZM154 257H155V256H154ZM161 257H162V256H161ZM180 257H181V256H180ZM11 258H13V257H11ZM32 258H33V257H32ZM35 258H36V257H35ZM35 258H34V259H35ZM38 258H39V257H38ZM51 258H52V256H51ZM53 258H54V257H53ZM53 258H52V259H53ZM64 258H65V257H64ZM69 258H70V257H69ZM78 258H79V257H78ZM94 258H95V257H94ZM111 258L113 259V257H111ZM124 258H125V257H124ZM163 258H164V257H163ZM9 259H8V260H9ZM14 259H15V257H14ZM28 259H29V258H27V260H28ZM42 259H43V258H42ZM44 259H45V258H44ZM47 259H48V258H47ZM55 259H58V258L56 257ZM73 259H74V258H73ZM90 259H91V258H90ZM90 259H89V261H90ZM97 259H98V258H97ZM97 259L95 258L96 261H97ZM112 259H111V260H112ZM116 259H119V258H116ZM128 259H129V258H128ZM160 259H161V258H160ZM167 259H168V258H167ZM22 260H23V258H22ZM22 260H21V261H22ZM25 260H26V259H25ZM45 260H46V259H45ZM62 260H63V259H62ZM70 260H71V259H70ZM70 260H69V261H70ZM81 260H83V259H81ZM81 260H80V261H81ZM84 260H85V259H84ZM86 260H87V258H86ZM95 260H94V261H95ZM111 260H109V261H111ZM157 260H158V259H157ZM164 260H165V259H164ZM21 261H20V263H21ZM28 261H31V260H28ZM32 261H34V260H32ZM56 261H57V260H55V262H56ZM67 261H68V258H67ZM78 261H79V260H78ZM99 261H100V260H99ZM118 261H119V260H117V262H118ZM161 261H162V264H163V260H161ZM165 261H166V260H165ZM6 262H7V258H6ZM12 262H14V261H11V263H12ZM17 262H18V261H17ZM17 262H16V263H17ZM37 262H38V259H37ZM37 262H36V263H37ZM46 262H47V261H46ZM51 262H53V260H52ZM62 262H63V261H62ZM62 262H60V263H62ZM70 262H71V261H70ZM76 262H77V259H76ZM76 262H75V263H76ZM84 262H85V261H84ZM87 262H88V261H87ZM97 262H98V261H97ZM103 262H104V261H103ZM105 262H106V261H105ZM105 262H104V263H105ZM122 262H123V261H122ZM156 262H157V261H156ZM166 262H167V261H166ZM9 263H10V262H9ZM20 263H19V264H20ZM22 263H23V261H22ZM34 263H35V261H34ZM40 263H41V262H40ZM49 263H50V262L48 261V264H49ZM56 263H59V262H56ZM63 263H64V262H63ZM71 263H72V262H71ZM73 263H74V262H73ZM99 263H100V262H99ZM101 263H102V262H101ZM104 263H102V264H104ZM107 263H108V262H107ZM109 263H110V262H109ZM167 263H168V262H167ZM14 264H15V263H14ZM25 264H26V263H25ZM28 264H31V263H28ZM41 264H42V263H41ZM43 264H44V262H43ZM51 264H52V263H51ZM68 264H70V263H68ZM77 264H78V262H77ZM84 264H85V263H84ZM86 264H89V263H86ZM91 264H92V263H91ZM96 264H97V263H96ZM110 264H111V263H110ZM113 264H114V263H113ZM116 264H119V263H116ZM123 264H124V263H123ZM165 264H166V263H165Z\"/></svg>",
    "mask_w": 264,
    "mask_h": 264
}]
</instances>
